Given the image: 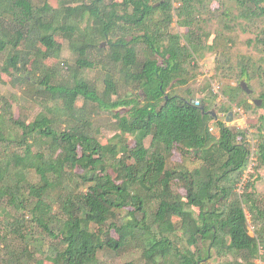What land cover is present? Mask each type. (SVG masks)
Returning <instances> with one entry per match:
<instances>
[{"label": "trees", "instance_id": "obj_1", "mask_svg": "<svg viewBox=\"0 0 264 264\" xmlns=\"http://www.w3.org/2000/svg\"><path fill=\"white\" fill-rule=\"evenodd\" d=\"M49 1L0 0V264H102L103 254L123 264H264L255 189L264 89L253 106L241 87L252 94L264 58L230 60L238 31L264 54V0ZM206 13L218 19L213 32L202 28ZM204 52L218 73L236 68L220 112H257L256 152L244 131L211 116L216 96L197 104L187 88V66ZM96 66L101 80L89 76ZM3 75L30 89L36 114L15 116L23 99L2 94ZM102 112L114 118L111 138L93 125ZM8 212L22 217L12 216L11 237L1 233Z\"/></svg>", "mask_w": 264, "mask_h": 264}, {"label": "rangeland", "instance_id": "obj_2", "mask_svg": "<svg viewBox=\"0 0 264 264\" xmlns=\"http://www.w3.org/2000/svg\"><path fill=\"white\" fill-rule=\"evenodd\" d=\"M50 5L54 8L57 7V2L55 0H50L49 1ZM218 9V6L216 3H212L210 6V10H216ZM173 13L167 14L168 19H172ZM204 19L208 20V23L203 22L202 28L205 29V31L208 32H213L219 27V24L217 23L218 19L212 18L210 13L204 14ZM174 20V18H173ZM172 31L174 33L181 31L177 29L175 23L173 24ZM238 37H237V42L234 48H233V58L232 56L230 57V60L232 59L233 61L236 60L239 56H245L247 58H250L255 62V60H258L260 57L264 58V54H258L257 52H254L252 48L247 46V41L248 39L252 38L253 36L249 33H243L238 31ZM214 33L207 39H205V43L207 45H211L212 41L214 39ZM105 42L101 43L100 46H102ZM203 57L201 59L196 58V64L197 68H192L187 66V70L189 74L185 77L187 79V88H189L192 91V94L196 97V102L198 104V100L200 99H206L209 104L212 103V95L216 96L215 97V104L213 105V111L214 114L213 116L216 117L219 121L224 123L227 127L231 128L233 131H244L247 135V140L252 145V151L256 152L257 150V140L256 138H252L251 136H255V129L250 127V125L255 123V120L257 118V112L252 111V113L245 112L243 108H236L232 107L231 113H233L231 121H227V118L225 117L226 113L220 112L222 107H226V101L222 98L220 92L222 89L225 87H234L238 83V78H237V72L236 68L232 70H227L224 69L222 72H219L215 70L217 66V61L215 60L214 55L204 52ZM63 58L67 59L68 61L71 60V56L68 51H65L63 53ZM261 69L263 73L260 71L257 73V76L255 77L254 81L252 82V88L253 92L252 94H249L251 97L249 100V103L251 105H255L254 101L258 100V97L260 93L262 92L263 84H264V63L258 68V70ZM102 74L101 68L97 67L89 73L90 78L95 79L97 78L98 80H101L102 77L100 76ZM3 79L6 82L7 85L4 87L1 86V92L2 94L8 96L10 94L17 95L18 98H22L23 100H20L17 103L14 104V112L15 116H26L29 117V115H34L37 113L38 109V104H36L33 100L30 98V89L25 88L24 86L19 87L18 84H12L10 83V79L3 75ZM17 85V86H16ZM122 89L119 90V92H122V95L125 94L126 89L123 85H121ZM209 86L208 91H204L202 89L206 88ZM185 89V87H178V91L182 92V90ZM24 90V91H23ZM211 93V95H210ZM128 94V93H126ZM262 105V102H261ZM122 111V110H120ZM216 111V113H215ZM114 121V118L111 114H108L107 112H102L98 116L94 117V122L93 125L95 128L100 129V139L103 138L102 135H106V138H111L115 135V132L112 130L113 124L112 122ZM129 143H131V139H129ZM256 156L252 157L250 159V163L248 165V168L246 169V172L243 175L242 178V183L240 184V187L244 185V183L249 179L250 175L253 174L254 171V166L256 165ZM170 163L173 164H179L181 162L180 156L177 153V151H174L171 158L169 159ZM258 177L255 183V189L257 195L264 199V167L259 169L258 171ZM183 193L182 190H179ZM0 206H4L1 205ZM9 213V216L7 215H2L1 216V233H6L8 236H13L14 233H17L16 229L17 226L16 223L20 222V220L15 221V218H22L20 215L16 213ZM15 217L14 219L12 218ZM27 217V216H26ZM29 217V216H28ZM247 217L249 218V215L247 214ZM30 219L29 218H26ZM9 223V224H8ZM250 230V235L253 236V231L251 227H249ZM100 261L102 264H123V262L119 259L116 258L114 255H108V254H103L101 256ZM256 264H260V261L257 260L255 262ZM215 264V263H214Z\"/></svg>", "mask_w": 264, "mask_h": 264}, {"label": "water", "instance_id": "obj_3", "mask_svg": "<svg viewBox=\"0 0 264 264\" xmlns=\"http://www.w3.org/2000/svg\"><path fill=\"white\" fill-rule=\"evenodd\" d=\"M241 87H242V89H243L247 94H251V91L248 90V88H247V86H246L245 84L241 83ZM254 104L257 105V106H260L261 102H260V101H254ZM201 112H202V114H203V108H202V107H201ZM210 114H211L212 117H214V116H213L214 111H211ZM232 116H233V113L229 112V113L227 114V121H231ZM214 119H215V121L217 120L216 117H214Z\"/></svg>", "mask_w": 264, "mask_h": 264}]
</instances>
